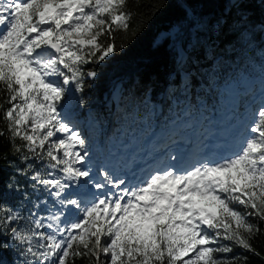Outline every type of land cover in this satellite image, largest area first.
<instances>
[{"label": "snow or ice", "instance_id": "6c2138e0", "mask_svg": "<svg viewBox=\"0 0 264 264\" xmlns=\"http://www.w3.org/2000/svg\"><path fill=\"white\" fill-rule=\"evenodd\" d=\"M228 2L248 25L249 0ZM127 4L0 0V120L14 154L33 162L27 169L40 166L32 188L47 193L33 205H44V217L0 204V250H15L20 264H247L234 252L261 255L252 241L264 234V98L187 166L164 144L159 163L129 181L90 154L76 110L98 70L85 66L124 47L115 41L130 29ZM184 15L194 13L185 6ZM252 27L264 34V19Z\"/></svg>", "mask_w": 264, "mask_h": 264}, {"label": "trees", "instance_id": "16d2710c", "mask_svg": "<svg viewBox=\"0 0 264 264\" xmlns=\"http://www.w3.org/2000/svg\"><path fill=\"white\" fill-rule=\"evenodd\" d=\"M165 3L167 7L162 8ZM185 6L193 16L184 15ZM244 8L251 19L242 26L236 23L240 13L228 0H128L130 29L117 33L115 41L124 47L101 65L85 66L98 70V77L85 90L86 105H77L79 117L91 119L88 132L100 140V131H108L114 118L131 119L134 114L148 113L156 104L162 109L161 119L163 112L181 113L185 101L197 110L200 102L207 106L221 95L219 86L228 75L260 73L264 67V34L252 25L264 19V8L259 0H249ZM171 27H175L172 34L159 37ZM4 99L0 94V103ZM0 130L5 131L0 137V204L21 208L30 186L20 170L29 174L35 169L28 170L30 161L22 163L20 154H14L6 121L0 120ZM258 223L264 233V222ZM252 243L260 256L242 249H235L234 254L241 260L246 255L247 264H264V234ZM0 259L6 264H20L15 250H0ZM76 264L87 261L77 260Z\"/></svg>", "mask_w": 264, "mask_h": 264}, {"label": "rangeland", "instance_id": "374dc122", "mask_svg": "<svg viewBox=\"0 0 264 264\" xmlns=\"http://www.w3.org/2000/svg\"><path fill=\"white\" fill-rule=\"evenodd\" d=\"M174 31L175 27H171L168 30L162 31L159 37L161 38L165 34H172ZM219 93L221 95L215 101L207 104V106L200 102L197 110H194V106L185 101L183 102L184 105L181 113H175L173 110L167 113L163 112L162 119L159 117L162 114V109L158 104H156L154 109L149 108L148 113L143 115L134 114L131 119L129 116L121 120L114 118L108 131H100V140H97L93 134L88 132L90 117L87 119L80 118L76 110V122L89 142L90 154L93 160L97 162V167L101 165L108 166L116 174L118 171H115V164L112 161H116L117 152L119 153L123 146H125L124 151L129 152L139 144H143L147 135H154L157 133V130L168 128L174 122L177 123L182 120L181 117L183 120H191L192 123L200 122L201 129L209 131V133H206V139L214 141L218 137L222 141L225 134H230L235 130L234 125L237 123V119L243 115L245 109L253 104V101L258 102L259 99L264 98V67L260 73L239 71L233 75H228L219 86ZM244 98L246 99L245 101L243 100ZM242 100L243 102H241ZM142 131L146 133L140 137ZM178 144H173L174 149L172 151L174 150L173 152L179 158L182 152ZM114 147L117 148V151H112ZM102 155L103 160L101 159ZM125 156L128 155L124 154V159H126ZM30 163L33 162L30 161ZM39 168V165H34L33 169L35 170H32L27 176L25 175L30 188L27 193H24L26 198L24 206L22 205L21 208L20 206L11 207L14 210H19L20 215L25 218L33 211H36L41 217L47 216L44 205H41L40 209L33 207L34 204L38 203V199L39 201L45 200L47 193L34 190L32 188L33 181L28 178ZM27 223L26 219L22 220L20 226H25Z\"/></svg>", "mask_w": 264, "mask_h": 264}, {"label": "bare ground", "instance_id": "6f19581e", "mask_svg": "<svg viewBox=\"0 0 264 264\" xmlns=\"http://www.w3.org/2000/svg\"><path fill=\"white\" fill-rule=\"evenodd\" d=\"M181 119L182 120H180L179 122L175 124H172L168 128L157 130V133L154 135L151 134V142L149 145H147V147L145 146V144H139L136 148L130 150L129 152H125L124 151L125 146H123L122 150L119 153L117 152L116 161L114 160L112 161V163L115 164V171H118L117 168L119 165L121 166L124 163H128L134 160L135 157H137V160L135 161L144 162L142 157L146 152H148V154H151L150 152H153L156 150L160 151L162 150L164 144L168 145V148L165 149L164 151H168V150L171 151L172 149H174L173 143H172L173 139H176L175 143H179V148L181 149L182 154L185 153L186 155L185 159L184 158L180 159V161H183L185 166L190 164V162L193 161L196 157H198L199 153L201 152H208L209 154H211L209 147L218 146L222 142L217 137V139L215 140V142H213V144L208 145V143L212 141L211 139H206V136H207L206 133H209V131L208 130L204 131L205 129L204 130L201 129L202 127H200V122L192 123L191 120L189 119L183 120L182 117ZM184 123L192 125V127L191 128L184 127ZM227 131H228V128H227ZM145 133L146 132L142 131L140 133V137L144 135ZM173 133H175V135H172ZM207 145L209 147L207 148V151H204L205 146ZM115 150L117 151L116 147L112 149V151H115ZM139 150L142 151L141 154ZM124 154L128 155V156H125L126 159H124ZM101 159L102 160L104 159L103 155ZM155 162L158 163L159 161L157 160ZM142 166L144 168H142L141 170L142 171L144 170V173H145L146 171L150 169L149 166H151V164L145 165L144 163L142 164Z\"/></svg>", "mask_w": 264, "mask_h": 264}]
</instances>
